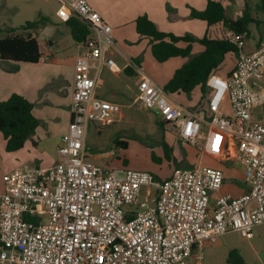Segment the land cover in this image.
<instances>
[{"label":"built area","instance_id":"obj_1","mask_svg":"<svg viewBox=\"0 0 264 264\" xmlns=\"http://www.w3.org/2000/svg\"><path fill=\"white\" fill-rule=\"evenodd\" d=\"M57 1L59 18L78 17L92 35L76 45L72 117L58 162L48 169L21 166L4 177L0 264H187L228 232L252 239L253 229L264 224V120L254 116L264 108V46L241 51L227 79L212 76L211 98L199 110L176 103L148 76L139 82L136 102L155 110L180 140L218 161L233 155L242 165L247 191L221 194L213 205L212 194L225 184L221 169L178 167L157 179L149 171L111 169L89 159V125L112 124L122 110L97 96L103 70L116 66L108 57L113 28L88 0ZM226 37L244 48L245 35ZM225 99L230 114L222 111Z\"/></svg>","mask_w":264,"mask_h":264},{"label":"rangeland","instance_id":"obj_2","mask_svg":"<svg viewBox=\"0 0 264 264\" xmlns=\"http://www.w3.org/2000/svg\"><path fill=\"white\" fill-rule=\"evenodd\" d=\"M37 1H41V3ZM243 1H236L241 3L240 8L233 11V16L236 18H240L245 12ZM245 1L250 7L251 15L255 19V22L250 25V36L243 39L244 50L248 47L253 48L254 44H259L260 38H264V14L257 9V0ZM59 8L60 3L57 0H7V3L4 0H0V29L16 28L17 33L26 36L28 32H24L22 27L27 22L38 20L40 15L44 14L50 17L53 22L59 24L60 31L53 39L59 45L55 46L53 51L57 57L66 59L68 56L75 54L76 47L70 31L64 25L65 20L62 21L58 17ZM30 32L38 35L40 30L34 29ZM6 35V32L0 34V38H4ZM44 40L45 38L41 37L40 41ZM261 46L263 47L264 45L262 44ZM120 79L118 82L121 84V87L128 85L131 90L123 98L119 96L111 99L112 102L122 107L121 113L115 116V121L112 124L102 125L92 123L89 125L87 147L91 161L98 165H105L111 169L123 170L128 168L149 171L157 174V177L162 179L170 176L176 167L194 168L201 165L203 167L218 168L225 173V184L219 193L212 194L213 200H217L221 194L230 193L233 196H238L247 189L248 186L244 182L243 177V167L233 158V155L230 156L229 161H218L208 154H202L198 148L195 149V147L180 142V138L174 131L160 124L155 110L145 109L136 102L134 94V82L136 79L133 76H125L123 73ZM217 79L220 80V78ZM102 80L103 82H101ZM114 80L116 79L112 78L109 71L104 69L99 78L97 90H108L110 85L113 84L117 86L118 82ZM154 80L158 84L161 83L160 77L157 74L154 75ZM259 82L264 86V76ZM210 91L207 86V96L204 99L199 89L189 96L186 95V97H190V100L193 102L200 100L193 107L199 109L205 103L208 104L211 98ZM41 93L47 96L55 94L53 79L50 85H46ZM43 101L46 102V100ZM45 102H40L39 106L42 107H37V109L43 110L41 112L38 111V114L40 119L48 124L50 122L45 121V118H50L52 122V134L49 137H45L41 143L37 140V143H40L39 151H44L46 161H52L58 159V148L62 145L63 137L68 133L69 121L66 120L68 109L64 106H60L57 109H53L52 107H46L45 109ZM254 116L256 119L264 120V108L255 111ZM43 126L47 125L43 123ZM203 131L208 132L207 125H203ZM118 141L126 142L127 146L118 145ZM166 147L170 151V154L169 152L168 154L172 158L171 161H168L166 158ZM23 153L32 154L29 156H33V150L30 146L22 152V155L25 156ZM152 154H155L161 160V164L152 161ZM96 155L100 158H95ZM24 165L37 167L32 162L25 163ZM120 175L122 174L120 173ZM155 194L156 191L153 190V196ZM141 199L145 200L144 195ZM253 234L254 237L248 239L243 237L239 232H228L220 236L216 243L212 245L207 244L203 247L202 251H196L193 257L187 260V264H198L199 261L201 264H230L228 263V257L232 250L239 251L245 264H263L264 224L256 226L253 229ZM198 258L201 259L199 260Z\"/></svg>","mask_w":264,"mask_h":264},{"label":"crops","instance_id":"obj_3","mask_svg":"<svg viewBox=\"0 0 264 264\" xmlns=\"http://www.w3.org/2000/svg\"><path fill=\"white\" fill-rule=\"evenodd\" d=\"M88 1L113 28V38L115 44L110 49L108 57L115 60L116 66L113 69H105L109 71V74L113 79H116L114 80L115 82L121 80L120 78L122 73L125 74V76H133L136 79L134 82V94L136 100L139 92V82L143 76H148L154 80V75L157 74L160 77L161 85L155 80L154 81L164 88V86L173 77L175 71L188 61V58L183 57H173L163 63H159L155 60L149 40L145 37H140L137 33L136 20L138 17L147 15L149 19L157 25L159 30L167 33H173L178 36L190 34L197 38H202L208 34L210 38L222 39L229 33L222 23L209 26L206 21L191 17L192 9L199 11L204 10L207 6V0ZM217 1H220L223 5L228 6L232 15L234 14V9H238L241 6L240 2H236L239 0ZM4 2L7 3V0H4ZM37 2L41 3V1ZM243 2V7H245L246 1L244 0ZM42 17L46 19V22L39 25L37 30H40V33L38 35L32 33L33 36H38L39 44L43 53L41 62L30 65L29 63L25 64L13 61H4L0 64V100H8L15 93L24 96L34 104L33 112L40 121V125L36 130L34 138L27 140L25 146L15 152L7 151V141L3 133L0 131V192L5 190V175L13 169L21 167V165L25 166V163L31 162L37 167L48 169L59 160L58 157L57 160L46 161L44 151H39V144L42 140L52 134V122L50 121V118H45V121L50 122V124H48L47 122H43L38 114L43 111L37 109V107H42L39 106L40 102H45L43 100H46L44 106L45 109L46 107H52L53 109H57L60 106L66 107V109H68V112H66V120L69 121V124L72 117L70 105L73 93L77 49L74 55L68 56L66 59L57 57L53 48L59 44L53 39L60 31L59 24L53 22L50 17L44 14H41L39 19ZM51 25L56 26L55 29L51 31L53 35L45 38L44 41H40L39 36L41 32ZM65 27L70 31L69 27L66 25ZM260 44L264 45V42L261 43L259 41V44H254L253 48L248 47L246 50L243 48L241 51L252 54L260 48ZM76 45L77 43H75V47ZM179 46L186 47L187 43L181 42L179 43ZM202 51H204V46L199 43H195L193 45V56L200 54ZM47 59L48 61H46ZM236 61V54H227L224 64L214 73V75L220 78L221 81L227 79V77L234 71ZM127 67H130V74L125 72ZM52 79L54 80L55 94L49 96L46 94L42 95L41 92L44 90V87L46 85H50ZM101 82H103V80ZM197 89L200 90V88ZM130 90V86L125 85L121 87V84L118 82L117 86H115V84L110 85L108 90H97V96L101 99L111 101V99H115L119 96L122 98L125 97ZM171 95L176 103L186 109L199 110L203 106H206L203 105L199 109H195L193 108L194 105L198 104L200 100L193 102L190 100V97H186L185 93H174ZM222 111L225 114H230L228 99L224 100L222 104ZM43 123L47 126H43ZM37 140H39L40 143H37ZM180 142L184 143L182 140H180ZM28 146H30L33 150V156H29L32 154L28 153H23L25 156L22 155V152L26 150ZM95 158L98 159L100 157L96 155ZM246 191L247 189L244 192ZM244 192H241V194L235 197L241 196ZM211 201L213 205L216 203V200L211 199Z\"/></svg>","mask_w":264,"mask_h":264},{"label":"trees","instance_id":"obj_4","mask_svg":"<svg viewBox=\"0 0 264 264\" xmlns=\"http://www.w3.org/2000/svg\"><path fill=\"white\" fill-rule=\"evenodd\" d=\"M256 6L264 14V0H258ZM244 11L240 18H236L231 14L229 7L223 5L222 2L207 0L206 8L202 11L192 9L191 17L206 21L209 26L222 23L229 32L249 37L250 25L255 22V19L252 17L247 3ZM45 22L46 19L43 17L36 21L27 22L22 27L24 32H28L26 36L17 33V29H0V34L7 33L4 38H0V64L4 61L29 64L41 62L43 53L38 36H33L30 31L38 29L39 25ZM65 25L70 28L75 43L86 42L92 35L91 27L76 16H70L66 19ZM136 28L140 37L149 40L153 57L159 63L166 62L173 57L188 58V61L175 71L173 77L164 86V90L169 94L185 93L191 95L195 89L200 88L201 96L204 99L207 96L208 81L224 64L226 55L234 53L238 56L241 52V49L228 37L214 39L207 34L202 38H197L190 34L178 36L163 32L147 15L137 18ZM263 39L260 38L261 43L264 42ZM181 42L187 43V46H179ZM195 43L204 46V51L193 56L192 51ZM125 72L130 74V67H127ZM33 110L34 104L17 93L13 94L8 100H0V131L7 141L6 149L8 152L22 149L27 140L35 135L40 121ZM160 124L165 127L164 123ZM118 145L126 147L127 143L118 141ZM168 152L170 154L169 149L166 147V158L171 161L172 158ZM151 159L153 162L161 164V160L155 154L151 155ZM153 175L157 179H162L157 177V174ZM228 263L245 264L237 250H232L229 253Z\"/></svg>","mask_w":264,"mask_h":264},{"label":"water","instance_id":"obj_5","mask_svg":"<svg viewBox=\"0 0 264 264\" xmlns=\"http://www.w3.org/2000/svg\"><path fill=\"white\" fill-rule=\"evenodd\" d=\"M55 25H51L49 26L47 29H44L40 36L39 39H41V37L47 38V37H51L53 35V33L51 32L53 29H55Z\"/></svg>","mask_w":264,"mask_h":264}]
</instances>
